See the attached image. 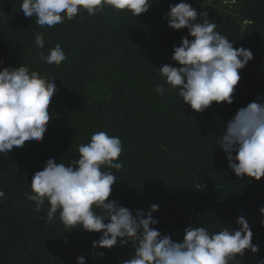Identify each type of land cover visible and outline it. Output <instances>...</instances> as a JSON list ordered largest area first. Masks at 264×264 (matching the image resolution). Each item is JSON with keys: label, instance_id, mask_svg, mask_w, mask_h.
Instances as JSON below:
<instances>
[{"label": "trees", "instance_id": "16d2710c", "mask_svg": "<svg viewBox=\"0 0 264 264\" xmlns=\"http://www.w3.org/2000/svg\"><path fill=\"white\" fill-rule=\"evenodd\" d=\"M140 17L105 6L95 16L81 11L73 20L40 27L35 17L25 18L22 0H0V71L26 66L53 79L56 92L50 102V120L39 143L0 153V264H122L133 255L131 243L112 249H92L100 233L68 229L56 218L47 222L50 205L40 211L25 195L37 171L51 158L68 165L79 157L80 145L104 131L117 136L123 168L108 169L118 177L109 200L135 212L153 214L162 235L183 239L187 225L205 227L210 234L225 227L238 228L245 217L252 232L255 254L246 251L230 264H264V177L238 178L228 167L219 139L240 108L264 100V0H149ZM190 4L217 24L216 31L251 50L253 60L240 71L233 103H213L194 112L173 90L155 91L163 84L157 70L178 67L171 57L174 46L188 37L187 29L172 30L163 19L169 5ZM43 33L44 49L35 46ZM59 43L66 60L48 65L40 53ZM167 89L168 86L164 85ZM107 223V221H105ZM103 252V257L97 253Z\"/></svg>", "mask_w": 264, "mask_h": 264}, {"label": "clouds", "instance_id": "9594fccd", "mask_svg": "<svg viewBox=\"0 0 264 264\" xmlns=\"http://www.w3.org/2000/svg\"><path fill=\"white\" fill-rule=\"evenodd\" d=\"M149 0H22L20 10L25 18L35 17L40 27H54L65 20H73L81 11L95 16L108 6L116 11H127L135 17L146 14ZM190 4L180 2L169 5L163 17L167 26L176 31L187 29L188 36L174 46L171 64L157 70L163 84L156 86L157 94L173 90L196 113H203L213 103H233L234 91L240 81V71L253 60L251 50L234 48V43L216 31L217 24L200 14ZM35 46L43 50V33L35 35ZM40 58L48 65L59 66L66 55L59 43L43 51ZM164 85H167L166 89ZM56 92L53 79L42 77L26 66L5 68L0 71V153L7 154L22 148L26 141H42L50 120L49 105ZM219 148L226 154L228 167L238 178L259 181L264 177V100L257 99L240 108L227 122L219 139ZM79 157L68 165L49 159L43 170L37 171L25 195L40 211L50 205L42 220L51 222L59 213L66 231L82 228L88 233H100L92 249L125 247L131 243L133 255L122 264H230L246 251L255 254L252 229L243 216L236 220L237 229L225 227L210 234L205 227L187 225L183 239L174 240L162 235L155 227L158 220L153 214L159 205L153 204L145 212H135L109 200L118 177L108 169L119 170L118 161L122 142L117 136L104 131L92 134L90 142L80 145ZM0 191V199L4 197ZM264 217V207L260 208ZM107 221V223H105ZM264 227V219L261 220ZM103 257L101 251L97 253ZM77 264H86L77 257Z\"/></svg>", "mask_w": 264, "mask_h": 264}]
</instances>
